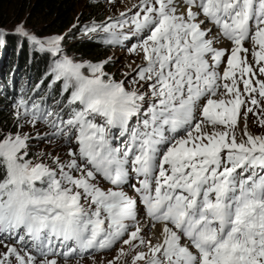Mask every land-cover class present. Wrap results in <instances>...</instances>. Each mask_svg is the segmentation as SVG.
<instances>
[{"label":"snow or ice","instance_id":"obj_1","mask_svg":"<svg viewBox=\"0 0 264 264\" xmlns=\"http://www.w3.org/2000/svg\"><path fill=\"white\" fill-rule=\"evenodd\" d=\"M133 9L85 29L106 45L135 38L139 63L119 81L108 61L61 54L60 36L14 29L54 58L48 88L60 83L61 99L53 111L21 97L16 130L0 129V264H58L116 244L108 264L130 254L131 264H264V134L247 126L251 114L264 128V0ZM40 122L48 132L25 131ZM52 139L59 152H33Z\"/></svg>","mask_w":264,"mask_h":264},{"label":"trees","instance_id":"obj_2","mask_svg":"<svg viewBox=\"0 0 264 264\" xmlns=\"http://www.w3.org/2000/svg\"><path fill=\"white\" fill-rule=\"evenodd\" d=\"M77 4V0H0V27L7 22L9 10L25 13L28 20L40 21L49 32L65 33L70 53L92 62L98 61L110 50V45L103 42L107 34L103 31L85 32V29L108 22L100 18L97 1L87 0L86 10L76 17ZM13 44L11 37L3 36V44H0V93L4 98L0 100V108L7 106L15 110L13 93L22 90L25 99L36 98L39 94L51 98L52 89L48 88L51 79L43 73L46 58L33 45L27 48L24 44L16 48ZM41 81L40 90L34 93Z\"/></svg>","mask_w":264,"mask_h":264},{"label":"rangeland","instance_id":"obj_3","mask_svg":"<svg viewBox=\"0 0 264 264\" xmlns=\"http://www.w3.org/2000/svg\"><path fill=\"white\" fill-rule=\"evenodd\" d=\"M99 4V15L100 18H103L108 23H112L118 19H120V13L121 12H127L128 9H133V5L137 4L139 0H113L112 3L109 2V0H95ZM78 4L76 7V13L75 16L77 17L81 12H84L86 9L87 0H77ZM135 11V9H133ZM8 20L3 25V27H0V30H3L4 35L1 36L0 44H3V36H9L14 41V46L18 48L20 45L24 46V44L27 46L32 45L30 44L24 37L17 35L14 32V29L18 24H23L24 28L32 33L35 34L40 39H47L49 37H55L60 36L62 37V40L60 42V47L62 49L63 55H67L70 58H73L77 62H92L87 59H82L78 56H76L73 53H70L67 47V39L65 36V33H56V32H49L43 27V24L38 20H28L26 18L25 13H18V12H12L9 10L8 12ZM128 15H132L131 12H128ZM119 31V30H118ZM124 34L130 35L131 34V27L127 26L125 29H123ZM135 42V38H133L131 41H124L123 45L117 44V45H110L109 52L100 60L94 61L92 63H99L102 61H108V63L105 64L104 70L109 75H111L115 80L119 81L123 79V73L125 71H128V65L132 64V67H135V61L136 63H139V57L132 55L129 53L128 48L131 46V43ZM34 46V45H33ZM36 51L42 54L46 58V68H44L43 73L44 76L49 72V67L53 61V57L50 53L47 52H41L38 48V46H34ZM86 71V70H85ZM51 79V76H47ZM127 84V81H126ZM242 87V85H241ZM30 88L27 89V93H30ZM50 96L53 100V103L55 106H57L56 101L60 100V83H57L50 92ZM4 98L3 94L0 93V100ZM62 106V105H61ZM2 110V116L0 117V129L4 130H12L15 131V110L12 107L7 106H1L0 108ZM257 118L251 114H249L247 126L248 131L251 132L253 135L257 134H264V128L260 127L259 124L256 122ZM240 127L243 128V121H241ZM25 131H30L32 135H35L37 131L40 132L41 135H43L45 132H48V130L41 126V124H37L35 128H33L31 125H27L25 127ZM237 138L239 139V132H237ZM33 152L39 156L40 153L49 151L53 152V154H56L60 151V141L57 139H52L50 142H37L33 141ZM148 235H151V233H147ZM153 240L155 239L152 237ZM7 243V242H5ZM12 244V243H8ZM17 247L18 251H21V247L18 245H15ZM121 247L120 244H116L112 249L106 250L105 252H102L95 256H89L85 257L81 260L76 259H68L65 261L64 259L56 258L58 259V264H108V261L113 260L116 257L117 250ZM127 247V246H125ZM141 250V249H138ZM145 250L146 249H142ZM6 251L3 244H0V252ZM134 254V253H133ZM21 255H23V251H21ZM131 255L128 257L121 258V261H117V264H125V261L127 264H131ZM43 259V258H39ZM14 262V258H13Z\"/></svg>","mask_w":264,"mask_h":264}]
</instances>
